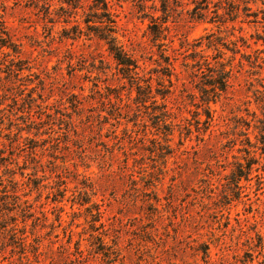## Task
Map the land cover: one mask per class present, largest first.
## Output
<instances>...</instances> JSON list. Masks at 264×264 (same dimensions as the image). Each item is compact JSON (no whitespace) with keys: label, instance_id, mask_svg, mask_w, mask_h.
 Here are the masks:
<instances>
[{"label":"rangeland","instance_id":"rangeland-1","mask_svg":"<svg viewBox=\"0 0 264 264\" xmlns=\"http://www.w3.org/2000/svg\"><path fill=\"white\" fill-rule=\"evenodd\" d=\"M105 1L0 0V264H264V0Z\"/></svg>","mask_w":264,"mask_h":264},{"label":"trees","instance_id":"trees-1","mask_svg":"<svg viewBox=\"0 0 264 264\" xmlns=\"http://www.w3.org/2000/svg\"><path fill=\"white\" fill-rule=\"evenodd\" d=\"M69 1L72 0H66L67 3L70 4ZM96 11L94 13L99 14V15H106V19L104 20L101 17H98L99 20L97 22L99 23V26L101 27L100 30H95L96 28L94 27V24L92 25L91 23H95V21H92L91 18L85 17L84 22L86 25H88V28L93 29L95 32V36H97L99 39L103 40L107 46V49L109 52L113 55L117 63L125 70L126 72H130L136 67V63L134 60L122 49V47L118 44L117 42V36H116V30L114 26V20L109 16V12L107 11V2L105 0H93ZM250 167V166H249ZM0 185L2 184V179H0ZM0 192L2 193L1 196L2 198H7L9 195H7V190H5V186H2V189H0ZM13 200L12 202L5 203V205H20L17 203L18 197L16 195H13L11 197ZM1 203L2 200L0 198ZM7 202V201H6ZM4 204V203H3Z\"/></svg>","mask_w":264,"mask_h":264}]
</instances>
